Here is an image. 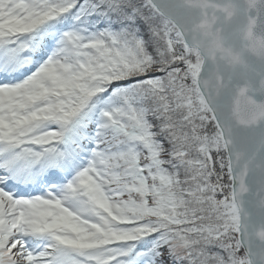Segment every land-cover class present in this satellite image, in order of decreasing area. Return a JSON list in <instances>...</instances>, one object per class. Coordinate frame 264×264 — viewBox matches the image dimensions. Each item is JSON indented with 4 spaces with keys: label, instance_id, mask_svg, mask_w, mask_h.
<instances>
[{
    "label": "snow or ice",
    "instance_id": "6c2138e0",
    "mask_svg": "<svg viewBox=\"0 0 264 264\" xmlns=\"http://www.w3.org/2000/svg\"><path fill=\"white\" fill-rule=\"evenodd\" d=\"M0 264H264V0H0Z\"/></svg>",
    "mask_w": 264,
    "mask_h": 264
}]
</instances>
